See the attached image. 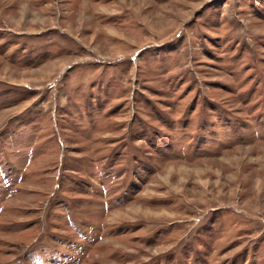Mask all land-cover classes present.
<instances>
[{
	"label": "rangeland",
	"instance_id": "374dc122",
	"mask_svg": "<svg viewBox=\"0 0 264 264\" xmlns=\"http://www.w3.org/2000/svg\"><path fill=\"white\" fill-rule=\"evenodd\" d=\"M0 264H264V0H0Z\"/></svg>",
	"mask_w": 264,
	"mask_h": 264
}]
</instances>
